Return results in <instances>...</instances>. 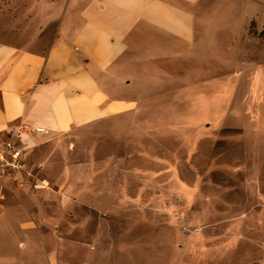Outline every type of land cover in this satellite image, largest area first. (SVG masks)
I'll return each instance as SVG.
<instances>
[{
	"label": "rangeland",
	"instance_id": "rangeland-1",
	"mask_svg": "<svg viewBox=\"0 0 264 264\" xmlns=\"http://www.w3.org/2000/svg\"><path fill=\"white\" fill-rule=\"evenodd\" d=\"M173 70L142 113L62 137L48 157L30 150L16 178L0 175V202L24 227L0 264H264V138L234 111L247 75Z\"/></svg>",
	"mask_w": 264,
	"mask_h": 264
},
{
	"label": "crops",
	"instance_id": "crops-1",
	"mask_svg": "<svg viewBox=\"0 0 264 264\" xmlns=\"http://www.w3.org/2000/svg\"><path fill=\"white\" fill-rule=\"evenodd\" d=\"M193 61L247 75L234 111L264 138V0H0V148L26 125L40 130L27 152L48 157L62 137L142 113L149 88ZM23 230L0 202V258Z\"/></svg>",
	"mask_w": 264,
	"mask_h": 264
},
{
	"label": "built area",
	"instance_id": "built-area-1",
	"mask_svg": "<svg viewBox=\"0 0 264 264\" xmlns=\"http://www.w3.org/2000/svg\"><path fill=\"white\" fill-rule=\"evenodd\" d=\"M35 131L40 130L32 129L26 125H19L8 133L0 148L1 176L16 178L23 172L27 156L25 138Z\"/></svg>",
	"mask_w": 264,
	"mask_h": 264
}]
</instances>
